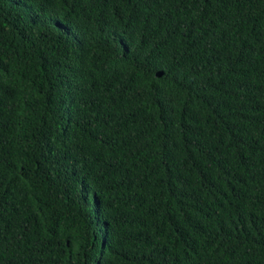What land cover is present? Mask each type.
I'll return each mask as SVG.
<instances>
[{
	"label": "trees",
	"instance_id": "trees-1",
	"mask_svg": "<svg viewBox=\"0 0 264 264\" xmlns=\"http://www.w3.org/2000/svg\"><path fill=\"white\" fill-rule=\"evenodd\" d=\"M0 264H264V0H0Z\"/></svg>",
	"mask_w": 264,
	"mask_h": 264
}]
</instances>
